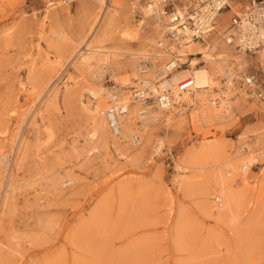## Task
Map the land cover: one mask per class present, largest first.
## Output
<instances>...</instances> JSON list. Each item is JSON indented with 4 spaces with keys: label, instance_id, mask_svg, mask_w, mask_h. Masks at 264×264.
<instances>
[{
    "label": "rangeland",
    "instance_id": "rangeland-1",
    "mask_svg": "<svg viewBox=\"0 0 264 264\" xmlns=\"http://www.w3.org/2000/svg\"><path fill=\"white\" fill-rule=\"evenodd\" d=\"M100 1L0 0V264H264V155L245 176L239 163L249 149L264 154V103L240 83L242 71L264 59L227 46L225 22L206 42H178L168 52L156 46L207 68L208 88L189 91V103L180 95L171 114L153 122L133 119L139 145L107 127V137L90 143L93 111L112 104L98 100L97 87L110 91L127 80L121 98L133 108L132 93L146 77L133 63L163 27L144 18L145 0ZM91 33L109 67L100 80L78 64ZM212 47L210 59L234 70L224 102L216 94L225 80L204 63ZM148 60L140 65L156 82L160 65ZM203 96L213 100L194 107ZM202 148L206 169L184 170ZM235 163L238 205L220 222L201 205L208 195L217 207L213 172Z\"/></svg>",
    "mask_w": 264,
    "mask_h": 264
},
{
    "label": "bare ground",
    "instance_id": "bare-ground-1",
    "mask_svg": "<svg viewBox=\"0 0 264 264\" xmlns=\"http://www.w3.org/2000/svg\"><path fill=\"white\" fill-rule=\"evenodd\" d=\"M100 2L102 4L104 3L103 0ZM159 9L160 6L157 4V0H150L149 2H147L146 7H143L144 18L148 19L151 17L153 21L158 20L156 24V28H159L160 25H162L163 27H161L162 36L157 35V38L161 37V39L157 40L155 42V45L154 44L151 45V50H149L148 53L140 54V56L143 57L142 59H139V61L137 60L133 63L136 68V71H138L139 73H144V75L146 76L144 78H140L139 88L136 91H134V93H132L134 100L137 99L133 101L135 105L133 106V108L129 109L128 107L129 101L128 102L123 101L122 99L123 97L121 98L122 96L121 94L123 93L122 89L128 87L129 85L127 83V80L125 81L123 80L120 86L119 87L117 86L118 88L115 86L111 90L109 89L110 91H108V89L106 90L103 86H98L97 95L95 94L98 100L101 98L105 100L109 99L110 101H112V104L110 106L107 105V107L97 106V108L93 111L95 113L94 115L95 119L94 120L92 119L93 126L87 132V140L90 143L101 141L103 140V138L107 137V128L110 129V124H111L113 125L112 130L110 131L111 134L117 136V138L119 136L124 140L128 139L130 143L134 144L135 146L139 145L140 138L139 136L136 135L135 130L133 129L132 126L133 119H139L141 122L144 123L153 122L158 118L161 112H167V114H171L169 107L174 109L173 106H175V102H173V100H175L176 98H180V95L184 97L186 101L189 103L190 101H192V99H190L189 91L197 92L208 88L209 80H208L207 68L201 66L199 67V62L195 61V59H188L185 53H181V58L179 60V58H177L176 56H173L170 53H166L168 52L169 49L165 50L160 48L159 44L161 43L163 45L166 40L164 37L166 23H164L163 17L160 16ZM100 23L102 25V22ZM226 29L227 26L222 32L223 35L222 39L224 40L227 46L232 47L228 45L227 42L225 41L224 32ZM213 33L214 32H212L211 34ZM91 36L92 33L89 35L87 40L84 41V43L80 48L81 55H79L78 57V64L84 71L89 72V74L92 76L91 78H96L100 80L101 74L99 73V71H101L103 68H107L108 65H106V61H105L106 59L100 56L99 51L95 50L94 47L90 45V42L93 38ZM60 39L61 37H58V40ZM189 41L190 40L187 39V41L182 40L179 42L188 44ZM191 44L193 46L196 45V43L193 42L187 46L191 47L192 46ZM156 46L161 50H165L166 52L159 50ZM214 49L215 47L208 48L209 53L208 55L205 56L204 63L209 64V67L213 68L217 73L220 74L221 78L225 80L223 84L225 89L219 90L218 91L219 93L216 94L217 99L219 100L218 102H224L223 98L227 96V90L231 88L232 85L231 80L233 77H235V75L233 72L234 70L231 71L229 66L227 67V65L220 63L217 64L218 62L216 63L215 59H210V54L213 53ZM201 53L204 52H197V54H201ZM241 53L244 54L243 52ZM259 57L261 59H264V53L260 52ZM242 58L243 55L241 56V59L237 61L239 65H243ZM148 59H151L152 66H155L157 64L160 65L159 66L160 68L154 71L156 82H152L151 79L148 78L147 73L149 72V68L146 67L145 64L142 66L140 65V60L141 62H145ZM164 60L167 61L164 64H162ZM220 60H222V58ZM186 63L190 71L182 69L181 71L177 72V70L181 69L182 65ZM110 69L112 70V68ZM185 80H188L190 82L191 89L183 93H178L177 91L178 84ZM159 81L162 82L158 83ZM164 84H166L167 87L164 86ZM168 89H172L173 93L167 92ZM126 98L124 99L127 100ZM210 99L213 100V98ZM210 99H208L206 96L195 98V102H193L192 105L194 107L201 108L207 105ZM144 100H149V101L142 102ZM153 104L156 105V107L153 106ZM177 113L182 114L180 110L177 111ZM167 117L169 118V115H167ZM161 144H162L161 141H158L156 147L157 148L161 147ZM206 152L207 151L205 150V148H202L200 151L195 153L190 159V161L188 163H185L186 166L185 167L183 166V169L184 170L206 169L205 166L209 164V162L208 163L206 162L208 161V155ZM261 153L255 154L253 149L248 150V155L250 157L248 159H242L239 162L241 163L240 166L241 169L242 167H246V171L241 176H245L247 174V170L249 169V166H252L253 163L257 161L256 157L258 155H264ZM239 163L227 165L224 168H219L215 172H213L210 181L211 190H212L211 193L219 195L220 198L216 200L220 199V202H218L217 207L212 206L210 202L208 203L207 201L209 200L208 195L205 194L206 195L205 201L201 205V210H203L208 216H212L214 213H217L218 216L217 219L220 222H225L230 218H232L233 213L238 205L237 197L233 193V190L230 186H231L232 178L235 175H238L237 173H238ZM181 179H183V177H181Z\"/></svg>",
    "mask_w": 264,
    "mask_h": 264
},
{
    "label": "built area",
    "instance_id": "built-area-1",
    "mask_svg": "<svg viewBox=\"0 0 264 264\" xmlns=\"http://www.w3.org/2000/svg\"><path fill=\"white\" fill-rule=\"evenodd\" d=\"M149 1L145 0V4ZM157 4L160 16L166 20L167 43H160L161 49L170 50L171 44L187 39L206 42L212 32H217L219 15L229 11L231 16L224 32L227 44L251 58L264 53V0H157ZM240 83L246 94L264 103V63L255 62L251 70L242 71ZM189 89L188 80L177 86L178 93ZM112 126L110 124V131ZM169 155L172 158L171 152ZM245 171L246 167H242L241 172Z\"/></svg>",
    "mask_w": 264,
    "mask_h": 264
},
{
    "label": "crops",
    "instance_id": "crops-1",
    "mask_svg": "<svg viewBox=\"0 0 264 264\" xmlns=\"http://www.w3.org/2000/svg\"><path fill=\"white\" fill-rule=\"evenodd\" d=\"M230 15L231 14L229 13V17H230ZM219 17H223L224 18V16H221V14L219 15ZM229 17H228V19H229ZM228 19L226 18V20L222 21V18H219V22L220 23H224L225 22L224 25L226 24V26H227ZM258 57H259V54H258Z\"/></svg>",
    "mask_w": 264,
    "mask_h": 264
}]
</instances>
